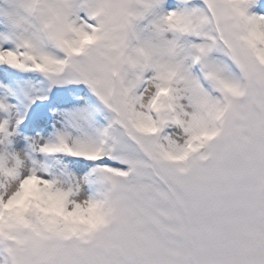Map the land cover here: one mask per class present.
Returning <instances> with one entry per match:
<instances>
[{"label":"snow or ice","instance_id":"snow-or-ice-1","mask_svg":"<svg viewBox=\"0 0 264 264\" xmlns=\"http://www.w3.org/2000/svg\"><path fill=\"white\" fill-rule=\"evenodd\" d=\"M0 264H264V0H0Z\"/></svg>","mask_w":264,"mask_h":264}]
</instances>
